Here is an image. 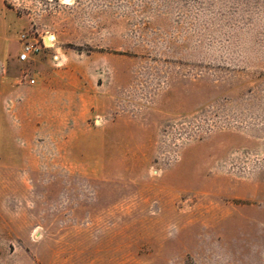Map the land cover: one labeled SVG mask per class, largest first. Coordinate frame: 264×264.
I'll return each instance as SVG.
<instances>
[{"label":"rangeland","instance_id":"1","mask_svg":"<svg viewBox=\"0 0 264 264\" xmlns=\"http://www.w3.org/2000/svg\"><path fill=\"white\" fill-rule=\"evenodd\" d=\"M0 264H264V0H0Z\"/></svg>","mask_w":264,"mask_h":264},{"label":"crops","instance_id":"2","mask_svg":"<svg viewBox=\"0 0 264 264\" xmlns=\"http://www.w3.org/2000/svg\"><path fill=\"white\" fill-rule=\"evenodd\" d=\"M63 77V73H57V78L62 80ZM39 83L40 86L36 88V91L39 92V94L34 97V99L30 100L34 103V108L31 109L30 119L37 128L40 126L38 121H42L43 118L52 120H63L66 118L69 113V99L67 98V94H69V90L71 88L69 82H66L65 84L61 83L62 85L60 86V90L62 92L59 93L56 91V93L53 94V87L48 85L47 81L43 77H40ZM75 89L77 90V88Z\"/></svg>","mask_w":264,"mask_h":264},{"label":"built area","instance_id":"3","mask_svg":"<svg viewBox=\"0 0 264 264\" xmlns=\"http://www.w3.org/2000/svg\"><path fill=\"white\" fill-rule=\"evenodd\" d=\"M41 49L40 46H34L33 44L26 43L19 55V60H28L31 54H37ZM31 83H35V78L30 79Z\"/></svg>","mask_w":264,"mask_h":264},{"label":"bare ground","instance_id":"4","mask_svg":"<svg viewBox=\"0 0 264 264\" xmlns=\"http://www.w3.org/2000/svg\"><path fill=\"white\" fill-rule=\"evenodd\" d=\"M52 39H53L52 36H47V40H48L49 43H52Z\"/></svg>","mask_w":264,"mask_h":264},{"label":"water","instance_id":"5","mask_svg":"<svg viewBox=\"0 0 264 264\" xmlns=\"http://www.w3.org/2000/svg\"><path fill=\"white\" fill-rule=\"evenodd\" d=\"M46 41L48 42L47 38H46Z\"/></svg>","mask_w":264,"mask_h":264}]
</instances>
